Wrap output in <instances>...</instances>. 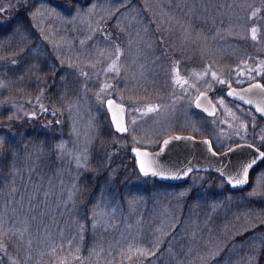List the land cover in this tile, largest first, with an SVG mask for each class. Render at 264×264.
<instances>
[{
    "label": "rangeland",
    "instance_id": "obj_1",
    "mask_svg": "<svg viewBox=\"0 0 264 264\" xmlns=\"http://www.w3.org/2000/svg\"><path fill=\"white\" fill-rule=\"evenodd\" d=\"M17 6L16 0H0V23ZM27 10L28 29H17L11 38L20 36L21 51L34 46L36 61L52 54L75 67L71 82L79 94L65 111L52 114L53 119L41 98L32 105L28 97L2 101L0 111L6 109L7 119L0 121V132L28 128L45 121V115L51 122L58 117L68 136L56 146L75 167H86L103 127H112L105 100L114 96L126 105L129 131L115 132L103 143L102 166L109 184L123 169L127 191L149 184L127 173L124 153L131 155L135 146L157 150L166 136L185 132L209 136L218 151L252 139L264 145V121L225 95L231 85L264 80V0H33ZM4 58L0 54V64ZM114 62L117 71H109ZM28 71L26 66L24 74L18 73L13 65L0 76L8 86L25 87ZM41 81L37 83L43 90ZM4 88L0 80V90ZM202 90L216 103L213 117L195 110L194 99ZM208 178V172H193L185 186L168 188L149 203L156 219L155 246L150 250L190 232L185 254L190 264H258L264 244V168L242 192L227 190L223 177L214 183L206 182ZM191 189L200 191L201 199L204 194L216 198L203 212L186 215L185 224L174 229L182 223L183 203ZM94 214L112 226L110 212L99 207ZM128 215H123L126 221ZM146 249L136 244L131 255Z\"/></svg>",
    "mask_w": 264,
    "mask_h": 264
},
{
    "label": "trees",
    "instance_id": "obj_2",
    "mask_svg": "<svg viewBox=\"0 0 264 264\" xmlns=\"http://www.w3.org/2000/svg\"><path fill=\"white\" fill-rule=\"evenodd\" d=\"M16 1L17 8L4 14L7 20L0 23V54L5 56V62L0 64V74L3 69L15 65L21 74L28 66L30 75L24 77L25 87L17 88L8 86L0 76L6 85L0 90V102L28 97L32 105L31 102L41 98V105L46 104L49 119H53L52 114L65 111L79 94L71 82L70 71L75 67L66 66L52 54L36 61L34 46L20 50L24 47L20 36H11L17 29H28L27 8L33 0H27V5L24 0ZM40 80L45 87L43 90L37 83ZM6 119L4 109L0 111V121ZM49 119L45 115V121L28 128L12 127L0 132V264H190L185 258L190 232H184L186 238L177 234V238L171 240V246L166 240L158 250H150L155 246L156 219L150 215L149 203L168 188L185 186L188 179L171 184L145 178L127 152L124 153L127 173L138 175L149 184H139L127 191L126 182L122 180L123 169L109 184L108 173L102 166L105 159L102 145L109 142L116 131L111 126L103 127L101 137L91 148L86 167L80 168L56 146L62 137L68 136L66 125L59 124L58 117L52 122ZM208 174L210 178L206 182L214 183L222 178L215 172ZM225 188L237 192L228 183ZM200 194L193 189L188 191L181 213L182 223L174 229H180L187 218L203 212L216 198L204 194L201 199ZM261 206L264 207V202ZM99 207L112 214L109 222L112 226L96 220L94 213ZM125 212L129 214L127 221L123 218ZM186 215L188 217L184 219ZM252 231L255 230L247 231L246 236ZM136 244L138 248L143 245L148 249L131 255V246ZM261 252L258 264H261L264 244ZM158 253L161 254L159 259Z\"/></svg>",
    "mask_w": 264,
    "mask_h": 264
},
{
    "label": "water",
    "instance_id": "obj_3",
    "mask_svg": "<svg viewBox=\"0 0 264 264\" xmlns=\"http://www.w3.org/2000/svg\"><path fill=\"white\" fill-rule=\"evenodd\" d=\"M257 84L264 86L261 80H254L244 85L229 87L226 90V95L253 107L256 112L264 116V87H254ZM109 101L112 102L111 105H109ZM194 105L210 116L217 112L216 104L207 91L197 94ZM105 106L113 129L121 135H126L129 131L126 105L114 96H109L105 100ZM117 125L126 130H118ZM261 152L264 151L248 142H240L223 151H218L208 136L175 134L166 136L157 150L135 146L131 150V156L135 159L140 174L145 178L177 184L184 182L194 171H213L224 176L232 190L240 191L249 186L251 171L263 161L259 157ZM253 158L257 160V164L249 170L247 183L235 185L233 178L240 175L242 168ZM142 162L148 170L147 175L141 171ZM153 172L160 173V175H152ZM261 264H264V255Z\"/></svg>",
    "mask_w": 264,
    "mask_h": 264
},
{
    "label": "snow or ice",
    "instance_id": "obj_4",
    "mask_svg": "<svg viewBox=\"0 0 264 264\" xmlns=\"http://www.w3.org/2000/svg\"><path fill=\"white\" fill-rule=\"evenodd\" d=\"M256 33V29H252V38L255 39ZM109 71H117V69L115 68V62L113 64V67L109 68ZM213 77H215V73L212 74ZM254 87L256 88H262L264 86H261L259 84L254 85ZM229 95H231V93H229ZM111 101H109V105H111ZM155 109L149 108L148 111H154ZM118 130L120 131H125L126 129L119 127V125H117ZM167 143V142H165ZM259 157L264 160V152L259 153ZM257 164V160L255 158H253L251 161L247 162V164L242 168L241 170V174L238 175L237 177L233 178L235 181V185H244L247 183V178H248V174H249V170L253 168L254 165ZM141 171L144 172L145 175L148 174V170L145 168V165L143 164V162L141 163ZM152 175H160V173H156L153 172ZM231 182V181H230ZM234 185V186H235ZM255 194V193H253Z\"/></svg>",
    "mask_w": 264,
    "mask_h": 264
},
{
    "label": "flooded vegetation",
    "instance_id": "obj_5",
    "mask_svg": "<svg viewBox=\"0 0 264 264\" xmlns=\"http://www.w3.org/2000/svg\"><path fill=\"white\" fill-rule=\"evenodd\" d=\"M55 2H59L58 0H54ZM255 80H261L262 82H263V84H264V80H262V79H255ZM254 81V80H253ZM242 85H244V84H242ZM231 86H240V85H231ZM230 86V87H231ZM229 88V87H228ZM227 88V89H228ZM226 89V90H227ZM226 90H225V95H226ZM203 91V90H202ZM201 92V91H200ZM209 93V92H208ZM210 94V93H209ZM211 95V94H210ZM197 96V95H196ZM211 97H212V95H211ZM226 97L228 98V99H230L232 102H235V103H238V104H241V105H243V106H246L247 108H249L253 113H254V115H256L257 117H259V119L261 120V121H264V116L262 115V114H260V113H258V112H256L255 111V109L253 108V107H251V106H248V105H245V104H243V103H241V102H239V101H237V100H235V99H232V98H230V97H228L227 95H226ZM212 99H213V97H212ZM214 101V100H213ZM215 102V101H214ZM216 104V103H215ZM195 106V105H194ZM196 108V109H195ZM195 110H197L198 112H200V113H202L203 115H205L206 117H213V116H215V115H213V116H210V115H208V114H206V112L204 111V110H202L201 108H198V107H196L195 106ZM216 108H217V106H216ZM217 113V112H216ZM175 134H192V133H188V132H185V133H174V134H171V135H175ZM192 135H195V134H192ZM170 136V135H169ZM195 136H197V137H205V136H199V135H195ZM240 142H248V143H251V144H254L255 146H257V147H259L260 149H262L263 151H264V145H260V144H258L256 141H255V139H252V140H249V141H239V142H236V143H234V144H237V143H240ZM234 144H232V145H234ZM231 145V146H232ZM231 146H229V147H231ZM229 147H227V148H229ZM227 148H225V149H227ZM225 149H223V150H225ZM223 150H219V151H223ZM262 167L264 168V160L256 167V168H254L252 171H251V175H250V183H251V179H252V176L257 172V171H260L261 169H262ZM261 168V169H260ZM194 172H199V171H194ZM193 173V172H192ZM250 185V184H249ZM249 187V186H248Z\"/></svg>",
    "mask_w": 264,
    "mask_h": 264
}]
</instances>
